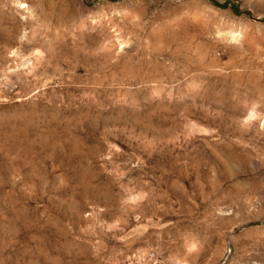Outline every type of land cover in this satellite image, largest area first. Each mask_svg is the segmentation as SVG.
Returning a JSON list of instances; mask_svg holds the SVG:
<instances>
[{
  "label": "rangeland",
  "instance_id": "rangeland-1",
  "mask_svg": "<svg viewBox=\"0 0 264 264\" xmlns=\"http://www.w3.org/2000/svg\"><path fill=\"white\" fill-rule=\"evenodd\" d=\"M0 264H264V0H0Z\"/></svg>",
  "mask_w": 264,
  "mask_h": 264
},
{
  "label": "bare ground",
  "instance_id": "bare-ground-1",
  "mask_svg": "<svg viewBox=\"0 0 264 264\" xmlns=\"http://www.w3.org/2000/svg\"><path fill=\"white\" fill-rule=\"evenodd\" d=\"M236 38L235 37H232V40L234 41ZM229 40V39H228Z\"/></svg>",
  "mask_w": 264,
  "mask_h": 264
}]
</instances>
